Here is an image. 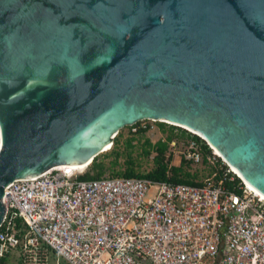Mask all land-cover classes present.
<instances>
[{"label": "water", "instance_id": "obj_1", "mask_svg": "<svg viewBox=\"0 0 264 264\" xmlns=\"http://www.w3.org/2000/svg\"><path fill=\"white\" fill-rule=\"evenodd\" d=\"M145 120L201 133L264 193V0H0V225L10 184Z\"/></svg>", "mask_w": 264, "mask_h": 264}, {"label": "built area", "instance_id": "obj_2", "mask_svg": "<svg viewBox=\"0 0 264 264\" xmlns=\"http://www.w3.org/2000/svg\"><path fill=\"white\" fill-rule=\"evenodd\" d=\"M211 152L192 140L183 154L218 170L200 186L81 180L86 169L64 168L16 180L3 199L0 264H264V199Z\"/></svg>", "mask_w": 264, "mask_h": 264}, {"label": "trees", "instance_id": "obj_3", "mask_svg": "<svg viewBox=\"0 0 264 264\" xmlns=\"http://www.w3.org/2000/svg\"><path fill=\"white\" fill-rule=\"evenodd\" d=\"M159 128L166 132V127H169V133L166 139L159 140L156 144L152 145L150 140H146V145L149 148H145V155L150 156L152 153H155L154 157V168L149 172L142 174L141 172L137 171V165L134 160L131 158L125 163L120 164V152H116L115 160H112L111 163L106 164L105 158L113 156L115 154V150L111 153L106 154L104 157H97L95 160L90 164L86 171L80 175L81 180H94V179H101V178H116V177H125V178H146L153 181L158 182H170L173 184H188L193 186H200L202 182H199V172H195V165L190 162H187L184 158H182L181 164L179 166H173L172 161L173 157L170 152V146L176 140V135L174 134V130L180 131L181 137H186L193 139L200 144H202V148L204 150V156L207 154H211V149L209 146L201 140L199 137L189 133L186 130H183L179 127L172 126L166 123H159ZM129 130V137L131 139L143 137L146 135L148 130H140L138 132H133L132 127H127ZM150 128V127H149ZM127 148H131L132 140L127 141ZM117 144V140L114 143L113 147ZM111 148V150L113 149ZM110 151V150H109ZM129 156V154H128ZM206 158V157H205ZM204 165H207L206 159H204ZM202 164V165H203ZM200 165V166H202ZM224 169L226 166L224 165ZM111 171L109 175H105L107 171ZM220 176L217 178L219 179ZM239 182L240 180L237 179ZM227 187H231L230 183H226Z\"/></svg>", "mask_w": 264, "mask_h": 264}, {"label": "rangeland", "instance_id": "obj_4", "mask_svg": "<svg viewBox=\"0 0 264 264\" xmlns=\"http://www.w3.org/2000/svg\"><path fill=\"white\" fill-rule=\"evenodd\" d=\"M159 123H162V122H159ZM148 125H150L151 127L148 130V132L146 133V135L143 137L135 138V139H131L129 137V135H130L129 130L130 129L125 128V129L121 130L120 133L117 135V137L114 140V143L117 140V144L113 147V149L110 151H107V152H103L100 155H98L97 157H104L106 154H109L113 150H115V154L113 156L105 158L106 164H109L112 162V160H115L116 152H120L121 155L118 158L120 160V164H125L131 158L132 160L135 161V163L137 165V171L141 172L142 174L149 173L154 168V157L156 155H155V153H152L150 156L145 155V148H149L146 145L147 144L146 140H150L152 145H154L159 140L167 138V135L169 133L168 131L170 128L166 127L165 128L166 132H163V130H161L159 128L158 122H156V121H149ZM179 132L180 131H178V130H174V134L176 135V139H175L176 144L174 146L171 144V146H170V152L169 153H171L172 157H173V161H172L173 166H179L181 164L183 154H184L185 150L187 149V146L189 145V143L193 140L190 138L181 137ZM128 140H132V143H131L132 147L129 149L127 148V146H128L127 141ZM193 141H195V140H193ZM198 144H200V143L198 142ZM200 146H202V144H200ZM128 154H129V156H128ZM220 160L225 162L223 158H220ZM222 168H224V166ZM193 170H195V172H199L198 181L202 182V184H204L208 179L212 178L213 174H215L218 171L213 165L211 166L209 164H207V165L203 164L202 166H197ZM110 172L111 171L108 170L105 175L106 176L109 175Z\"/></svg>", "mask_w": 264, "mask_h": 264}, {"label": "bare ground", "instance_id": "obj_5", "mask_svg": "<svg viewBox=\"0 0 264 264\" xmlns=\"http://www.w3.org/2000/svg\"><path fill=\"white\" fill-rule=\"evenodd\" d=\"M161 122H165V123H167V124H169V125H176V126H182V127H184V128H187L188 130H189V132L191 133V134H198V135H200L201 137H203V135L201 134V133H199V132H197V131H195V130H193L192 128H190V127H188L187 125H183V124H180V123H174V122H171V121H165V120H162ZM204 138V137H203ZM113 145H114V143H113V141H112V144H111V146H110V148H108V149H106V150H103L102 152H107V151H109V150H111V148L113 147ZM211 146V145H210ZM209 146V147H210ZM213 151H214V153L216 154V155H218V156H220L221 158H223L224 160H225V162L232 168V170H233V172L235 173V174H237L240 178H242L247 184H248V186L252 189V190H254L256 193H258L260 196H262L263 197V199H264V193L261 191V190H259L257 187H255L253 184H251V182L244 176V174L237 168V166H235L233 163H231V162H229L226 158H225V156H223V154L216 148V147H214V146H211L210 147ZM91 163H89V164H86V165H80V164H75V165H73V164H65V165H62V166H58V167H56V168H54V169H69V170H71V171H82V170H85L89 165H90ZM52 170V169H51Z\"/></svg>", "mask_w": 264, "mask_h": 264}, {"label": "clouds", "instance_id": "obj_6", "mask_svg": "<svg viewBox=\"0 0 264 264\" xmlns=\"http://www.w3.org/2000/svg\"><path fill=\"white\" fill-rule=\"evenodd\" d=\"M210 148V147H209Z\"/></svg>", "mask_w": 264, "mask_h": 264}]
</instances>
